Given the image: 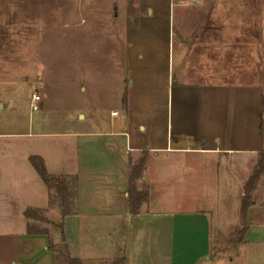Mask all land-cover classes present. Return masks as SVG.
Segmentation results:
<instances>
[{
	"label": "crops",
	"instance_id": "crops-1",
	"mask_svg": "<svg viewBox=\"0 0 264 264\" xmlns=\"http://www.w3.org/2000/svg\"><path fill=\"white\" fill-rule=\"evenodd\" d=\"M210 3L119 0L103 54L119 109L99 120L76 113L62 130L40 111L45 79L63 75V0H40L32 15L26 1L0 0V264H58L61 233L28 231L25 211L50 199L32 156L50 175L77 178L63 231L83 264H264V168L239 233L245 185L264 165V88L249 80L264 77L254 52L264 38L248 23L224 34ZM132 185L148 192L136 213Z\"/></svg>",
	"mask_w": 264,
	"mask_h": 264
},
{
	"label": "rangeland",
	"instance_id": "rangeland-1",
	"mask_svg": "<svg viewBox=\"0 0 264 264\" xmlns=\"http://www.w3.org/2000/svg\"><path fill=\"white\" fill-rule=\"evenodd\" d=\"M23 1H26L30 14L40 5V0ZM118 3L119 0H63V75L56 79H45L47 80L45 85L48 91L49 105L47 109L40 111L41 114L45 113L48 126L67 130L71 128L70 120L76 113H87L88 117L99 120L109 113L111 108L119 109L118 101L113 95L118 79L107 76L110 64L103 57L104 52L110 47V43L106 40L109 34H106L104 29L112 21L110 9L112 8L113 11ZM210 5L212 8L221 9L224 12V14L216 13L212 17L216 22L227 23L226 26L223 25V28H226L223 29L224 34L230 32V23L235 26L238 23H248L254 25L253 33L256 37L264 38V0H211ZM1 38H6V31L2 32ZM71 43L74 45L73 47ZM254 48L255 73L259 75L261 74L260 69L264 65V44L256 45ZM31 49L33 52L34 47L32 46ZM60 55V52L57 53L58 59H60ZM57 62V65H60L59 61ZM126 80L124 78V86H126ZM249 80L255 81L264 88V77L256 76ZM37 86V83L26 84L25 93L27 90L32 91ZM82 86L84 92L80 91ZM79 106L82 107L76 110ZM92 127L95 125L93 124ZM51 219L60 222L59 216H52ZM37 226L40 228L55 227L52 224L44 223H37ZM235 238L236 236H234ZM63 246L60 244L58 248L64 250ZM58 264H64L62 257L58 259Z\"/></svg>",
	"mask_w": 264,
	"mask_h": 264
},
{
	"label": "trees",
	"instance_id": "trees-1",
	"mask_svg": "<svg viewBox=\"0 0 264 264\" xmlns=\"http://www.w3.org/2000/svg\"><path fill=\"white\" fill-rule=\"evenodd\" d=\"M31 161L35 166L36 170L45 181L49 189V208L47 210L42 209H33L28 208L25 211V216L28 219V231L30 233H47L48 228H40L37 226V223L52 224L56 229L61 233L62 239L60 243L53 245V250L56 252L57 260L62 257L64 259V264H83V262L76 257H73L69 248L66 244L63 231V219L65 216L75 213L77 210V178L68 175H59L54 176L50 175L46 170L44 161L38 156H32ZM145 161L142 158L137 165L132 168L131 180L134 181L135 178L142 175ZM263 160H260L258 168L254 175L245 185V194L242 202V216H243V225L239 230L240 234H244L248 228L246 222V215L249 207L251 206L252 201V191L256 185V182L259 180L263 172ZM148 197V192L146 190L136 191L132 185L130 189V199H131V210L132 213L138 212L140 209L141 203L143 200H146ZM58 209L60 214V222H56L48 218L47 212L49 210ZM63 244V249H59L58 245ZM125 258H116L111 261V264H125Z\"/></svg>",
	"mask_w": 264,
	"mask_h": 264
},
{
	"label": "built area",
	"instance_id": "built-area-1",
	"mask_svg": "<svg viewBox=\"0 0 264 264\" xmlns=\"http://www.w3.org/2000/svg\"><path fill=\"white\" fill-rule=\"evenodd\" d=\"M39 100H40V94L38 92H34V94L32 96V107H33V109L39 108V105H38ZM113 114H116V112H114Z\"/></svg>",
	"mask_w": 264,
	"mask_h": 264
}]
</instances>
